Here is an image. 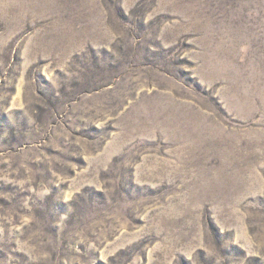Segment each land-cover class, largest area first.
Wrapping results in <instances>:
<instances>
[{
    "label": "rangeland",
    "instance_id": "obj_1",
    "mask_svg": "<svg viewBox=\"0 0 264 264\" xmlns=\"http://www.w3.org/2000/svg\"><path fill=\"white\" fill-rule=\"evenodd\" d=\"M0 264H264V0H0Z\"/></svg>",
    "mask_w": 264,
    "mask_h": 264
}]
</instances>
